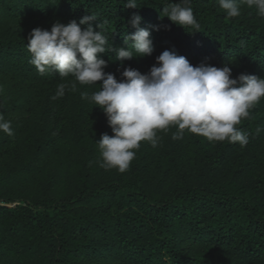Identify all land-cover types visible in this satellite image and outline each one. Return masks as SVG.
I'll use <instances>...</instances> for the list:
<instances>
[{
  "label": "trees",
  "instance_id": "16d2710c",
  "mask_svg": "<svg viewBox=\"0 0 264 264\" xmlns=\"http://www.w3.org/2000/svg\"><path fill=\"white\" fill-rule=\"evenodd\" d=\"M0 0V264H264V97L237 127L248 144L209 141L178 127L141 141L127 171L100 167L98 141L112 135L104 112L81 99L100 83L81 85L30 62L35 29L50 30L95 14L91 25L109 46L150 31L151 55L116 61L101 54L117 80L124 67L147 73L163 51L193 66L229 65L264 77V17L240 4L229 18L217 0H191L200 32L161 18L179 0ZM239 3V0H238ZM88 25H80L82 30ZM98 26V27H97ZM157 28L158 30H154ZM167 26V27H165ZM193 32V33H192ZM76 83L53 100L59 83Z\"/></svg>",
  "mask_w": 264,
  "mask_h": 264
},
{
  "label": "clouds",
  "instance_id": "9594fccd",
  "mask_svg": "<svg viewBox=\"0 0 264 264\" xmlns=\"http://www.w3.org/2000/svg\"><path fill=\"white\" fill-rule=\"evenodd\" d=\"M227 17L241 14L240 4L255 6L257 14L264 17V0H217ZM125 8H139L136 0H126ZM161 18L167 17L173 24L191 27L200 32L191 0H179L162 8ZM95 14L85 15L62 24L53 23L50 30L33 29L28 36L27 48L30 62L43 75L52 70L61 79L74 77L81 85L100 83V90L89 96L81 92V99L90 100L107 118L112 135L102 134L97 142L105 169L115 168L123 173L130 167L141 141L156 147L159 142L157 130L177 126L173 139H182L184 130L201 135L209 141L238 142L241 147L248 144V134L237 125L249 116L252 109L264 97V77L239 74L232 78L229 65L210 66L201 62L193 66L184 56L165 50L157 56L156 63L147 73L124 67L118 81L114 74L106 73L107 62L101 54L115 51L116 61L145 57L154 51L150 31L139 28L141 17L133 14L130 19L136 31L124 37L130 47L109 46L108 35L96 31L91 21ZM80 25H88L82 30ZM98 27V26H97ZM167 27V26H165ZM154 30H158L154 26ZM192 32V33H193ZM72 91L76 83L69 82ZM69 83H59L51 99L62 98ZM0 131L8 136L14 133L11 121L0 114Z\"/></svg>",
  "mask_w": 264,
  "mask_h": 264
}]
</instances>
